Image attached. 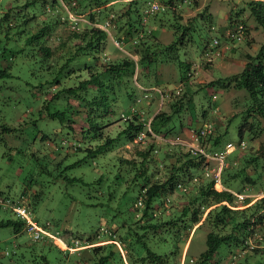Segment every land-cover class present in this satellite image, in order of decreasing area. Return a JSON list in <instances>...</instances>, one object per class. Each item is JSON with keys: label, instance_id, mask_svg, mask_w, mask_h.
I'll list each match as a JSON object with an SVG mask.
<instances>
[{"label": "trees", "instance_id": "trees-1", "mask_svg": "<svg viewBox=\"0 0 264 264\" xmlns=\"http://www.w3.org/2000/svg\"><path fill=\"white\" fill-rule=\"evenodd\" d=\"M123 1L40 0L42 10L49 13L46 17L40 14L39 21H36L35 12L31 14L18 8L25 7L29 0L17 6L9 2L3 9L0 5V33L6 39L3 42L0 37V78L12 75L10 61L15 52L30 50L26 54L38 55L46 59L48 68L55 67L56 74L48 80L52 90L48 100H57L60 96L67 99L64 109L47 110L45 114L57 117L73 134L71 146L68 145L66 151L55 150L60 154L57 164L72 151L84 150L85 156L66 167L110 148L118 163L119 174H125L127 178L126 189L136 190L129 220H116L121 209L115 208L111 216L102 219L96 230L86 238L71 235V238H65L66 242L77 247L73 251L84 264L97 255L98 262L92 264H105L117 253L122 264H142L145 261L147 264H264V195L254 200L248 195L253 188L259 187L264 193V0H247L242 8L247 6L255 26L263 32V40L256 51L245 52L244 65L236 72L195 84L196 64L193 60H182L180 49L185 50L192 40L191 34L199 26V20L212 18L207 5L182 20V9L197 7L198 0H147L142 14L136 9L133 18L131 4H135L136 0ZM153 3L156 4L154 8ZM161 12L171 13L168 24L159 16ZM69 13L77 19H72ZM228 18V28L214 36L210 43L206 42L201 50V56L207 57L206 61H211V55L216 52L221 54L229 49L232 52L235 43L249 47L253 41L248 38V26L244 20L232 22L230 15ZM20 24H24V28L12 30ZM59 24L65 26L64 32H54ZM100 24H106V28ZM158 25L170 30L175 37L162 41L154 32V26ZM210 28L214 26L210 25ZM110 36L119 40L128 52L113 44L116 50H111L113 54L106 57ZM11 37L22 38L15 49L7 47ZM79 56L82 57L80 62L76 61ZM73 61L75 66L70 65ZM166 62H173L181 68V86L178 89L167 86V90L158 87L161 99L169 110L160 108L148 125L145 108L152 96L149 89L143 86H154L152 82H156L158 66ZM65 68H68L67 71ZM77 69L83 70V76L76 73ZM61 76H73L77 81L67 84L61 81ZM208 87L238 91L234 104L239 106L240 111L237 126L239 140L224 157L220 189L215 187L213 176H206L209 163L205 161V155L188 149L176 142L177 137H174L176 129L187 126L198 133L199 145L209 153L223 150L225 144L231 142L222 140L225 130L220 129L224 125L215 124L220 117L210 116L201 105L196 108L194 94L200 88ZM142 98L145 99L144 104ZM127 104H130L128 113L122 111ZM68 108L72 110L66 115ZM132 108L135 110L132 111ZM123 113L128 114L126 119H123ZM78 114L81 121L77 118ZM175 115L182 116L178 127L173 122ZM118 119L125 121L122 126L116 127L113 132L104 131ZM141 133H144L143 141H135ZM157 135L161 136L160 143L156 142ZM244 135L249 140L258 139L259 145H249L250 150H242L247 142L243 139ZM126 142L133 144V150L124 146ZM120 146L125 151L114 152ZM237 193L247 195L239 197ZM40 194L35 191L30 196L19 195L14 201L30 208L39 200ZM108 194L110 196L111 192ZM0 199H4L1 194ZM237 201H240V207H237ZM97 203L104 205L101 201ZM0 204L12 211L9 203L0 201ZM12 212L15 218L1 219L0 226L10 225L16 233L22 229L24 220ZM194 224L197 226L192 233L201 225H208L206 246L197 255L186 252L182 261V248L188 238L191 240ZM67 231L69 229H62L63 233ZM31 239L34 244L29 241L19 245L24 251L34 250L36 261L32 264H51L43 250L52 245L65 256L71 251L55 244L53 238L46 234ZM105 239L106 242H100ZM221 244L229 248V258L223 263L217 255Z\"/></svg>", "mask_w": 264, "mask_h": 264}, {"label": "rangeland", "instance_id": "rangeland-1", "mask_svg": "<svg viewBox=\"0 0 264 264\" xmlns=\"http://www.w3.org/2000/svg\"><path fill=\"white\" fill-rule=\"evenodd\" d=\"M25 1L0 0V5L3 9L5 8L4 5L9 2L17 6L22 5ZM29 1L25 7L18 8L26 9L31 14L35 12L37 15L36 21H39L38 19L42 15L43 17L48 15L49 12L42 10L40 0ZM246 1L198 0L197 7L187 6L184 10L182 9V20L206 5L208 10L212 12L210 20H199V26L191 34L192 40L185 50L183 48L180 49V58L182 60H193L196 64L193 84L195 82H206L221 74L227 75L236 72L244 65L245 52L254 53L260 46L263 40V32L260 27L255 26L256 24L250 16L247 6L245 5V8L242 9ZM124 6H126L125 3ZM146 6L147 0H136L135 4H131L133 9L131 16L135 18L136 9L142 14ZM229 15L232 18V22L244 20L248 26V38H252L253 41L249 47L240 42L235 43L233 44L232 52L229 49L228 52L226 50L219 55H211V61H206L207 57L201 56V50L206 42L209 41L210 43L214 36L220 35L221 31H225L228 28ZM159 16L164 18L166 24L171 19V13L169 12H161ZM29 21L31 22V20ZM210 25H213L214 28H210ZM22 28H24V24L17 25L12 30ZM65 29L63 24H59L55 27L54 32H64ZM154 32L159 35L162 41H168L175 37L170 30L159 25L154 26ZM0 37L5 42L4 40L6 39L2 33H0ZM21 37L9 38L7 47L15 49V46H18L17 43L22 39ZM112 37L110 36V39L107 40L109 54L106 57H110L113 54L111 50H116L113 44H117L115 43V38ZM51 40L53 41L50 37ZM121 50L128 52L124 47ZM26 51L25 53L15 52L13 60L10 61V72L12 75L0 78V194L4 199L14 200L19 198V195L25 196L26 194L30 196L31 192L39 191L41 193L39 200L34 205H30V217L38 226L58 236L52 241L65 249L60 239L71 238V235L86 238L96 230L102 219H107L111 216L115 208L121 209V213L117 214L116 220L120 221L123 218L129 220L132 213L130 206L136 195V190L126 189L125 180L127 178L125 174H119L118 163L113 155V150L110 148L94 157H85L84 160L75 163L71 167H66L67 164L85 156L84 150L72 151L57 164V158L60 154L55 150L66 151L70 142L73 141V134L72 130L65 124L63 125L57 117L52 118L45 114L47 110L64 109L63 106L66 104L67 99L60 96L57 100H48L52 92L48 80L56 74L55 70H53L55 67L51 66V68H48L46 59L38 55L26 54ZM134 57L136 58V55ZM76 61H82V57L79 56ZM74 62H71L70 65L75 66ZM67 69L65 68V71ZM76 73L82 76L84 74L82 69H77ZM181 73V68L173 62L160 64L157 69L156 82H152L154 86H150L151 84L143 86V88L149 89L152 96L151 102L145 108L149 119L160 108L169 110L161 99V92L156 90V87L164 88L165 90L169 88L167 86L180 88L179 78ZM61 78V81L67 84L77 81L73 76L70 78L61 76ZM141 81L144 83L143 77H141ZM237 92L233 88L225 90L223 88L208 87L200 88L194 94V102L197 109L201 105L200 107L205 108L210 116L214 118L220 117L215 124L218 126L224 125L220 129V131L225 130L222 135L223 142L231 141L234 144L239 140L237 126L240 122V111L238 110L239 106L234 104L235 97L238 95ZM212 94H215V97H212ZM142 99L144 104L145 99ZM71 101L75 102L73 99ZM129 105L124 106L122 111L128 113L130 110ZM71 110L72 108L66 109V115H69ZM117 117H119V113H117ZM180 117L182 116L175 115L173 118V122L177 125L176 127L179 125ZM77 118L79 121L82 120L80 114H78ZM124 122L123 119H118L108 125L104 131L113 132L116 127L122 126ZM176 131L177 135L174 137L182 139L189 138L192 133L187 126L176 129ZM168 136L169 138H174L171 135ZM155 138L156 142L160 143L161 136L157 135ZM262 138H264V134ZM243 139L249 143L246 142V146L242 149L244 151L251 149L249 145L257 147L260 143L258 139L249 140L247 135H244ZM75 142L76 140H74ZM80 144L84 145L83 143ZM124 146L129 150L134 148L130 142H126ZM124 151L123 146L114 149V152L122 153ZM208 162L209 166L215 164L213 159ZM210 175L211 173H206V176ZM74 177L77 179H73ZM79 177L81 178L80 180L78 179ZM177 190H180V188ZM109 192H111L110 196ZM262 194L261 187L253 188L248 192V195L252 196L253 200L262 196ZM246 195L244 194L241 197ZM99 201L104 202V205H99L97 203ZM236 203L239 204L240 201ZM237 207H240V204ZM6 218H15V215L5 205L0 204V220ZM196 226L197 224H194L191 229V240L188 238L182 248V261L186 252L191 255H197L206 246L205 235L208 225H201L192 233ZM62 229H69V231L63 233ZM31 238H34L32 231L26 228H22L15 233L10 225L0 226V264H32L33 261H36L34 250L25 249L24 251L23 247L19 245L29 241L34 244ZM106 241L107 239L100 242ZM74 249H77V247L72 245V248L69 249L71 251H68V255L65 256L58 248L52 245L50 248L44 249L43 253L47 255L51 264H84L79 261L81 258L73 251ZM142 250L145 252V249ZM21 251H23V254L20 253ZM228 251L229 248L226 244H221L218 247L217 255L221 257L222 263L228 260ZM81 253L86 254L84 252ZM133 255L136 257L135 254ZM98 260V255L93 256V258L87 259L85 264H92L94 261L98 262ZM137 262H141V260H137ZM105 264H122V261L117 253L113 259ZM142 264H147V262H142Z\"/></svg>", "mask_w": 264, "mask_h": 264}, {"label": "built area", "instance_id": "built-area-1", "mask_svg": "<svg viewBox=\"0 0 264 264\" xmlns=\"http://www.w3.org/2000/svg\"><path fill=\"white\" fill-rule=\"evenodd\" d=\"M156 7V4L153 3L152 8ZM70 17L72 19H77V17L75 15H73L72 13H69ZM101 27L106 28V24H100ZM115 43L117 44V46L121 47V42L119 40H115ZM216 54H220V52H216ZM156 90H159L156 87ZM161 97H162V93H161ZM132 111L135 110V108L131 109ZM123 119H126L128 117V114L123 113L122 114ZM150 119L147 121V124L149 123ZM149 125V124H148ZM208 128H211V126L209 124H207ZM150 129V127H148ZM151 131V130H150ZM152 132V131H151ZM191 136L187 139L185 138H176V142H179L181 144H184L188 149L192 150V151H201L204 155H205V161H210V159L215 160V164L214 165H210L209 169L206 171V173H211L210 176H213L215 178V183L214 185L218 188L222 187L221 181H220V175H221V169L224 165V157L227 154V152L231 151L235 145L232 142H227L225 144V148L223 150L220 151H211L206 152L204 151V148L202 146L199 145V141H198V133L194 132L193 130H191ZM155 135V134H154ZM143 136L144 133H141L140 135H138L134 140L137 142H142L143 141ZM209 163V162H208ZM208 166V165H207ZM209 175V174H207ZM237 195L239 197H241L244 194L241 193H237ZM0 201H4L6 204L9 203L12 211H14L19 217H21L24 220L23 226L24 228H26L27 230L32 231V234L34 236V238H38L39 236L46 234L50 237H52L53 239L58 238V236H55L51 233H49L47 230L41 228L40 226H38L35 221L30 217V209L28 206L24 205L21 202H17V201H12L10 199H0ZM64 241V247L65 248H72V245H69L65 240Z\"/></svg>", "mask_w": 264, "mask_h": 264}, {"label": "bare ground", "instance_id": "bare-ground-1", "mask_svg": "<svg viewBox=\"0 0 264 264\" xmlns=\"http://www.w3.org/2000/svg\"><path fill=\"white\" fill-rule=\"evenodd\" d=\"M60 239V238H59ZM60 242L62 243V244H64V242H63V240L62 239H60Z\"/></svg>", "mask_w": 264, "mask_h": 264}, {"label": "clouds", "instance_id": "clouds-1", "mask_svg": "<svg viewBox=\"0 0 264 264\" xmlns=\"http://www.w3.org/2000/svg\"><path fill=\"white\" fill-rule=\"evenodd\" d=\"M262 195H264V193H263ZM22 226H23V225H22ZM22 228H24V227H22Z\"/></svg>", "mask_w": 264, "mask_h": 264}]
</instances>
